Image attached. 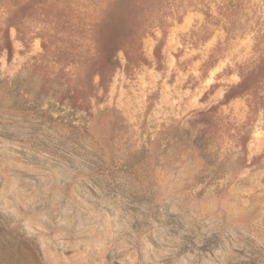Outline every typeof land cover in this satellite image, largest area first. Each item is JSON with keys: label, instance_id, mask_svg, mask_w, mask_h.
<instances>
[{"label": "rangeland", "instance_id": "1", "mask_svg": "<svg viewBox=\"0 0 264 264\" xmlns=\"http://www.w3.org/2000/svg\"><path fill=\"white\" fill-rule=\"evenodd\" d=\"M0 264H264V0H0Z\"/></svg>", "mask_w": 264, "mask_h": 264}, {"label": "trees", "instance_id": "2", "mask_svg": "<svg viewBox=\"0 0 264 264\" xmlns=\"http://www.w3.org/2000/svg\"><path fill=\"white\" fill-rule=\"evenodd\" d=\"M118 39V40H117ZM123 38L115 37L103 38L99 40V49L101 56L104 58V68L98 71L96 76L99 78L98 84H90V89L93 91L94 89L98 88L100 90L104 89L106 77L112 74L118 67L121 66L120 60L118 58V53H124L125 60L128 64L133 62V55L132 53H137L140 60L142 59L141 54L139 53V42L134 38H129L126 41L122 40ZM76 105V104H74Z\"/></svg>", "mask_w": 264, "mask_h": 264}]
</instances>
